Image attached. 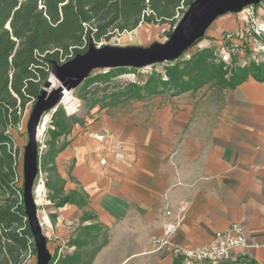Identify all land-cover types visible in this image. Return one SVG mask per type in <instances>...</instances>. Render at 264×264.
<instances>
[{
    "label": "crops",
    "instance_id": "obj_1",
    "mask_svg": "<svg viewBox=\"0 0 264 264\" xmlns=\"http://www.w3.org/2000/svg\"><path fill=\"white\" fill-rule=\"evenodd\" d=\"M248 14L218 17L204 40L243 33ZM135 103L131 111L75 124L56 156L65 191H84L89 201L58 208V236L69 240L77 228L65 223L81 226L92 211L102 230L91 245L104 243L92 264H191L184 255L152 251L150 238L163 234L171 210L175 245L208 244L237 224L246 244L234 248L238 262L231 264H264V81L249 77L233 89L207 84Z\"/></svg>",
    "mask_w": 264,
    "mask_h": 264
},
{
    "label": "trees",
    "instance_id": "obj_2",
    "mask_svg": "<svg viewBox=\"0 0 264 264\" xmlns=\"http://www.w3.org/2000/svg\"><path fill=\"white\" fill-rule=\"evenodd\" d=\"M193 1L0 0V264H24L28 253L36 256L25 212L23 184L19 185V147L10 129L17 127L22 117L20 112L26 105L29 102L34 105L55 64L88 51L95 41L116 32L133 31L143 23H169L178 12L185 13ZM171 32L168 31L169 36ZM259 40L264 44V37ZM246 52L252 54L248 47ZM129 69L137 68L116 67L90 74L85 79L86 86L106 83ZM249 77L264 81V55L254 54L244 64L234 65L223 53L218 54V49L202 45L188 58L169 61L164 72H153L143 83L131 81L107 95L95 97L91 107L107 97L129 100L165 92L177 95L196 91L207 84L233 89ZM95 93L89 92L87 98ZM80 122V117L59 106L47 129V149L40 157L39 168L49 174L45 185L49 199L57 208L66 204L84 207L89 203L84 191H65L66 180L55 162L56 156L70 144L73 127ZM55 216L52 215L53 221ZM95 218L92 211L84 212L81 226L66 244L74 249L60 254L57 247L50 264H92L104 245H91V239H97L102 230V225L92 221ZM175 264H179L178 261ZM250 264L256 263L250 260Z\"/></svg>",
    "mask_w": 264,
    "mask_h": 264
},
{
    "label": "water",
    "instance_id": "obj_3",
    "mask_svg": "<svg viewBox=\"0 0 264 264\" xmlns=\"http://www.w3.org/2000/svg\"><path fill=\"white\" fill-rule=\"evenodd\" d=\"M264 0H194L165 41L148 46L91 45L64 63L55 64L43 92L35 101L27 123L28 142L23 157V199L33 235L37 264H50L53 254L38 214L35 181L39 173V129L43 115L58 107L64 91L77 88L97 68H142L180 58L191 45L204 37L211 24L230 12H241ZM56 81L59 85L54 87Z\"/></svg>",
    "mask_w": 264,
    "mask_h": 264
},
{
    "label": "rangeland",
    "instance_id": "obj_4",
    "mask_svg": "<svg viewBox=\"0 0 264 264\" xmlns=\"http://www.w3.org/2000/svg\"><path fill=\"white\" fill-rule=\"evenodd\" d=\"M250 14H248L245 28L238 29V30H230L229 32L233 34L232 40L234 43H237L239 45V48L229 55L228 51L225 50L223 47V44L225 41L223 40L222 34L220 36V39L218 37V42H208L206 37L204 39L200 40L196 45L190 47L181 57L180 59L188 58L191 56L199 46L209 44L210 46H213L216 50L218 49V54L222 55L224 54V57L227 59V61H231L232 64H244L246 61H248L250 58L252 59L254 54H261L264 55V48L262 47L263 43L259 41H252L250 34L254 32L253 28H257V23L263 22L261 20H264V2L259 3L255 6H250ZM263 9V10H261ZM184 15L183 12H178L176 16L174 17V20L160 25H153V24H140L135 30L131 31H124V32H116L113 35H111L109 38H102L99 41H95V46H102L106 44L111 45H117V46H131V45H141V46H148L152 44L155 41H165L169 35L168 31H173L174 27L177 25L179 20ZM251 16H254V19L256 21H250ZM257 22V23H256ZM215 25V24H214ZM157 26L156 30L152 31V35L148 36L146 33V29L148 28H155ZM211 31V30H210ZM208 33V32H207ZM242 35V36H241ZM207 38H210L211 36L206 35ZM212 38V37H211ZM222 38V39H221ZM204 40V41H203ZM228 42H231V40H228ZM247 47L251 49L252 54H247L246 49ZM234 59V61H233ZM168 64V61L163 63H156L153 65H149L147 67L137 68V69H129L128 72L119 74L118 76L113 77L110 81L106 83H102L99 85H90L86 86V81L84 80L77 88L73 90H68L71 92V95L75 98V105L73 107V110L70 112L66 108L63 102V98L61 102L59 103L58 107H63L67 112L71 114H75L78 117H80L82 126H86L87 123L92 121L96 116L102 114V113H108L109 115H116L118 113H124L131 111L133 109L135 102L137 100L141 99H129L124 100L123 97L121 100H117L111 97H107L99 103H97L94 107H91L92 99L95 97H102V95H107V93H111L113 89L117 88V86L125 85L128 82H139L143 83L150 74L153 72H164L165 66ZM109 68H97L91 71V75H95L97 73L106 72ZM59 82L56 81L54 87L58 86ZM66 91V89H65ZM64 91V92H65ZM96 92L91 98H87V94L89 92ZM106 93V94H104ZM65 95V94H64ZM110 95V94H109ZM64 97V96H63ZM147 98V97H146ZM144 98V99H146ZM33 103L29 102L26 105V108L21 113V121L17 125V127H11L10 132L13 135L15 139V145L19 147V157H18V173H19V185L23 184L24 176H23V157H24V150L25 146L28 142V130H27V123L28 119L30 117V113L32 111ZM55 109L46 112L42 119L41 124L45 121L46 123L44 130L42 134L39 135V147H40V157L45 153L47 146L46 141L49 139L48 135V127L50 125L51 117ZM69 164H67V170L69 168ZM49 177V174L39 168V173L37 176V179L35 181V189L39 184H43L45 187V191L43 193L42 197H37V194L35 192V198L37 201V207H38V214L40 217V220L42 222L43 230L48 238V246L52 254H54L55 249L57 245H59V253L65 254L68 252L69 247L66 245L68 238L62 239L61 236H58L57 229H56V223L52 219L53 214H57L60 216L59 209L53 204V202L49 199L48 193L49 190L47 189L45 182L47 181V178ZM70 187L69 183L66 184V188L68 189ZM48 219V223H45V219ZM67 228H72L76 226V232L79 229V224L76 221V219L66 222ZM75 232V233H76ZM64 240V241H63ZM24 264H37V257L35 255H32L28 253L26 257V261Z\"/></svg>",
    "mask_w": 264,
    "mask_h": 264
},
{
    "label": "built area",
    "instance_id": "obj_5",
    "mask_svg": "<svg viewBox=\"0 0 264 264\" xmlns=\"http://www.w3.org/2000/svg\"><path fill=\"white\" fill-rule=\"evenodd\" d=\"M250 8L247 7L244 10H250ZM250 21H256L254 16H251ZM253 30L254 32L250 34L252 41H259V37H264V20L257 23V28H253ZM232 36L233 34L230 32L225 33L223 36L225 43H230L229 46H224L225 43L223 44L229 55L231 51L239 48V45L233 42ZM228 40H231V42H228ZM262 45L264 48V44ZM166 215L168 216V221L165 224L163 234L160 236L152 235L150 238L152 251H168L175 256L184 255L191 261V264H231L232 262H237L234 257V248L246 244V237L239 225L235 224L230 229L216 232L213 240L208 244L186 248L173 243L172 236L177 230L178 222L174 219L171 210H167Z\"/></svg>",
    "mask_w": 264,
    "mask_h": 264
},
{
    "label": "bare ground",
    "instance_id": "obj_6",
    "mask_svg": "<svg viewBox=\"0 0 264 264\" xmlns=\"http://www.w3.org/2000/svg\"><path fill=\"white\" fill-rule=\"evenodd\" d=\"M157 26L155 28H148L146 29V33L148 36L152 35V31L156 30ZM64 97H63V102L64 105L66 106V108L68 109V111H72L73 107L75 105V98L71 95V92H69L68 90H66L64 92ZM45 123H46V118L45 121L41 124L40 129H39V134H42L44 127H45ZM45 191V187L44 185L41 183L37 186V188L35 189V192L37 194V197H42L43 193ZM45 223H48V219H45Z\"/></svg>",
    "mask_w": 264,
    "mask_h": 264
}]
</instances>
